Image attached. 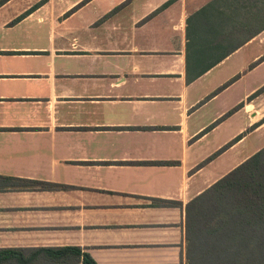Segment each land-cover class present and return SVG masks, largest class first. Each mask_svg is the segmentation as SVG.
Returning <instances> with one entry per match:
<instances>
[{
    "label": "crops",
    "instance_id": "0c3cea01",
    "mask_svg": "<svg viewBox=\"0 0 264 264\" xmlns=\"http://www.w3.org/2000/svg\"><path fill=\"white\" fill-rule=\"evenodd\" d=\"M214 1L0 0L4 264H190V205L264 151V31L189 81Z\"/></svg>",
    "mask_w": 264,
    "mask_h": 264
},
{
    "label": "trees",
    "instance_id": "16d2710c",
    "mask_svg": "<svg viewBox=\"0 0 264 264\" xmlns=\"http://www.w3.org/2000/svg\"><path fill=\"white\" fill-rule=\"evenodd\" d=\"M188 24L191 81L264 31V0H216ZM262 154L251 157L190 205V264H264ZM54 254L63 260L60 264H67L70 256L82 258L83 264H97L79 248H63ZM19 257L16 251H0V264L13 258L20 261Z\"/></svg>",
    "mask_w": 264,
    "mask_h": 264
},
{
    "label": "rangeland",
    "instance_id": "374dc122",
    "mask_svg": "<svg viewBox=\"0 0 264 264\" xmlns=\"http://www.w3.org/2000/svg\"><path fill=\"white\" fill-rule=\"evenodd\" d=\"M240 36H241V35H240ZM236 37H237V36H236ZM235 40H236V38H235ZM197 263H198V262H197ZM254 264H259V263L256 262V263H254Z\"/></svg>",
    "mask_w": 264,
    "mask_h": 264
}]
</instances>
